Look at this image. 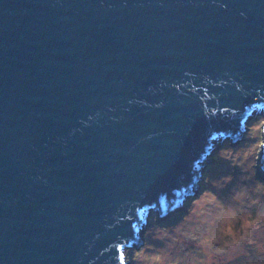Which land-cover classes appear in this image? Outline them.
Returning <instances> with one entry per match:
<instances>
[{"label": "water", "instance_id": "95a60500", "mask_svg": "<svg viewBox=\"0 0 264 264\" xmlns=\"http://www.w3.org/2000/svg\"><path fill=\"white\" fill-rule=\"evenodd\" d=\"M262 112L264 0H0V264H123Z\"/></svg>", "mask_w": 264, "mask_h": 264}, {"label": "clouds", "instance_id": "9594fccd", "mask_svg": "<svg viewBox=\"0 0 264 264\" xmlns=\"http://www.w3.org/2000/svg\"><path fill=\"white\" fill-rule=\"evenodd\" d=\"M264 118L215 153L182 211L153 216L123 264H264ZM210 194V195H206ZM171 215V214H170Z\"/></svg>", "mask_w": 264, "mask_h": 264}, {"label": "rangeland", "instance_id": "374dc122", "mask_svg": "<svg viewBox=\"0 0 264 264\" xmlns=\"http://www.w3.org/2000/svg\"><path fill=\"white\" fill-rule=\"evenodd\" d=\"M260 118H264V113L263 112L261 113V115H259L257 117H254L252 120L248 121V123L246 124V131H247L248 127L251 126V124L253 122L257 121ZM240 142H242V141H240ZM216 143L217 142H215L214 149H213V152H212V156L208 157L206 159V161L202 164L203 166H202V168L200 170L198 179H201V176L203 174V170L204 169L209 168V167H216L217 166L218 161L215 159V153H216V151H218L221 147H224V146L228 145L229 143L232 144V146H234V147L235 146H238V143H234V142H232L230 140L229 141L226 140L224 142H218L217 144ZM259 178L260 179H264V172H260L259 173ZM200 182H201V180H200ZM200 182H199V184H200ZM196 194H197V190L190 197H194ZM206 195H210V194H206ZM189 198L184 199L183 202H182V206L178 207V209L176 211L170 213L171 215L168 214V215H166L165 217H162V218L159 217L158 214H154V212L152 210L149 211V213H148V215L146 217V223H147V225L150 226V220H151V217H153V216L158 217L161 221H163L165 218H168L169 220H171L172 219V216H175L178 213V211H182L184 209L185 203H186V201ZM129 250H131V249H129ZM126 251H127V249H125L124 252H123L124 260L126 259Z\"/></svg>", "mask_w": 264, "mask_h": 264}]
</instances>
